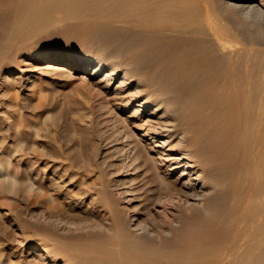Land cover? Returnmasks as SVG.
<instances>
[{"label": "bare ground", "instance_id": "obj_1", "mask_svg": "<svg viewBox=\"0 0 264 264\" xmlns=\"http://www.w3.org/2000/svg\"><path fill=\"white\" fill-rule=\"evenodd\" d=\"M12 3L1 55L57 15L75 19L73 44L99 53L91 76L101 69V80L110 85L116 75V98L125 105L138 101V110L153 106L154 119L140 118L142 135L161 148L159 155L145 154L142 177L131 178L139 184L130 186L126 209L116 204L105 181L78 178V196L91 206L78 205L74 213L86 220L97 213L102 225L53 238L55 249L43 247L45 255L63 257L62 264H227L234 257L236 264H264V198L258 197L264 190V64L250 52L258 45L264 55V0ZM49 59L52 68L63 62L65 71L78 63L73 55ZM12 180L0 163V188ZM95 194L101 195L98 204H92ZM155 207L164 214L151 222ZM37 255L43 258L30 264H48L44 254ZM5 261L0 264L14 263Z\"/></svg>", "mask_w": 264, "mask_h": 264}, {"label": "rangeland", "instance_id": "obj_2", "mask_svg": "<svg viewBox=\"0 0 264 264\" xmlns=\"http://www.w3.org/2000/svg\"><path fill=\"white\" fill-rule=\"evenodd\" d=\"M13 11L12 0L0 1L1 40L10 32ZM73 22L75 19L57 15L27 40L13 42V52L0 53V163L13 178L8 188H0L1 262L9 263L12 259L13 264H30L34 257L41 260L42 255L37 254H44L43 261L48 264H62L63 257L51 260L43 247L52 251L55 249L53 238L88 233L103 222L97 213L91 220L74 213L79 206L82 209L91 206L89 199L78 196L80 184L76 180L87 174L83 179L105 181L104 187L116 199V204L126 209V200L131 197L126 195L130 186L139 184L136 180L131 182V178L138 174L142 177L147 166L145 154L156 156L157 150H161L153 147L151 136L142 135L145 125L140 118L154 119L149 115L153 106L138 110V101L125 105V99L116 98L120 88L116 75L112 76L110 85L101 80V69L91 76L99 53L73 44L69 35L76 34ZM261 47L255 45L250 51L257 56L259 65L264 64ZM52 55L63 58L73 55L78 63L70 71L61 69L63 62L52 68L49 65ZM87 60L92 62L86 65L83 62ZM263 191L260 190L258 197L264 198ZM65 194L70 195L68 200L62 197ZM95 196L92 204L101 197ZM71 200L78 204L74 205ZM230 205L227 202L225 207ZM151 214L153 222L159 221L164 213L155 207ZM229 229L224 235L227 240ZM236 263L238 260L234 257L227 264Z\"/></svg>", "mask_w": 264, "mask_h": 264}]
</instances>
